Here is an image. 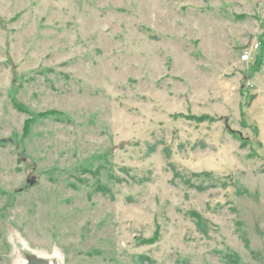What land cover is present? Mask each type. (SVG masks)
Wrapping results in <instances>:
<instances>
[{
    "label": "rangeland",
    "instance_id": "1",
    "mask_svg": "<svg viewBox=\"0 0 264 264\" xmlns=\"http://www.w3.org/2000/svg\"><path fill=\"white\" fill-rule=\"evenodd\" d=\"M23 252L264 264V0H0V264Z\"/></svg>",
    "mask_w": 264,
    "mask_h": 264
},
{
    "label": "water",
    "instance_id": "2",
    "mask_svg": "<svg viewBox=\"0 0 264 264\" xmlns=\"http://www.w3.org/2000/svg\"><path fill=\"white\" fill-rule=\"evenodd\" d=\"M23 257L26 261V264H57L55 261H49L47 259H41L33 254H28L23 252Z\"/></svg>",
    "mask_w": 264,
    "mask_h": 264
},
{
    "label": "built area",
    "instance_id": "3",
    "mask_svg": "<svg viewBox=\"0 0 264 264\" xmlns=\"http://www.w3.org/2000/svg\"><path fill=\"white\" fill-rule=\"evenodd\" d=\"M257 49V45L248 48L247 50H244L240 55V62L241 63H247L250 60V56L253 52V50Z\"/></svg>",
    "mask_w": 264,
    "mask_h": 264
},
{
    "label": "trees",
    "instance_id": "4",
    "mask_svg": "<svg viewBox=\"0 0 264 264\" xmlns=\"http://www.w3.org/2000/svg\"><path fill=\"white\" fill-rule=\"evenodd\" d=\"M200 222H201L200 219H198V217H197L196 222H195L196 223V228L203 233L204 232V228L202 227ZM156 239L157 238H154L153 240H147L148 241L147 243L153 244V243H155Z\"/></svg>",
    "mask_w": 264,
    "mask_h": 264
},
{
    "label": "bare ground",
    "instance_id": "5",
    "mask_svg": "<svg viewBox=\"0 0 264 264\" xmlns=\"http://www.w3.org/2000/svg\"><path fill=\"white\" fill-rule=\"evenodd\" d=\"M41 259H44V258H41ZM52 261H55V260H52ZM56 262V261H55ZM51 264V263H50Z\"/></svg>",
    "mask_w": 264,
    "mask_h": 264
}]
</instances>
